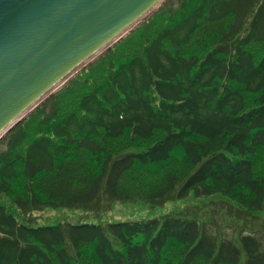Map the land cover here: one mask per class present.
<instances>
[{
    "label": "trees",
    "instance_id": "16d2710c",
    "mask_svg": "<svg viewBox=\"0 0 264 264\" xmlns=\"http://www.w3.org/2000/svg\"><path fill=\"white\" fill-rule=\"evenodd\" d=\"M83 72L0 140V264H264L253 232L215 235L195 215L33 213L191 192L264 211V0L162 6Z\"/></svg>",
    "mask_w": 264,
    "mask_h": 264
},
{
    "label": "water",
    "instance_id": "95a60500",
    "mask_svg": "<svg viewBox=\"0 0 264 264\" xmlns=\"http://www.w3.org/2000/svg\"><path fill=\"white\" fill-rule=\"evenodd\" d=\"M167 0H0V140Z\"/></svg>",
    "mask_w": 264,
    "mask_h": 264
},
{
    "label": "rangeland",
    "instance_id": "374dc122",
    "mask_svg": "<svg viewBox=\"0 0 264 264\" xmlns=\"http://www.w3.org/2000/svg\"><path fill=\"white\" fill-rule=\"evenodd\" d=\"M182 2L183 0H167L158 9L163 6V9L176 10L180 7ZM152 14L149 17H151ZM157 19L160 22L163 21L162 17H158ZM138 26H136L113 46L124 40ZM139 34L136 36L138 37ZM141 40L142 39L130 44V48L139 47ZM113 46L110 48L112 49ZM110 48L108 50H110ZM88 65L81 69L76 75L84 73L83 71L87 70ZM85 77L86 75L84 74L80 78V82H83ZM67 84L68 82L51 95H54L62 90V88H64ZM4 199L8 200L7 197H4ZM33 213L36 214L37 220L40 223H56L60 220L69 221L71 223H105L109 221L114 222L125 220L144 221L156 217L163 219V217L168 214H181L185 216L195 215L196 217L200 218L202 223L204 222L207 231L212 232L215 235L222 234L225 237H236V234H238L240 231H250L253 232L264 245V211L256 212L244 209V207L239 202L219 195L201 197L191 192L188 196H178L168 199L160 204H153L149 201L140 199H116L115 201L108 205H104L101 208L86 207L83 205L53 206L49 204L41 210H35Z\"/></svg>",
    "mask_w": 264,
    "mask_h": 264
}]
</instances>
